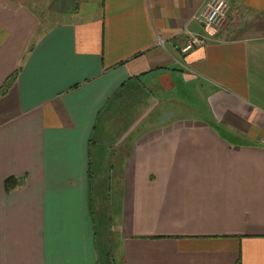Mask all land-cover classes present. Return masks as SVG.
I'll list each match as a JSON object with an SVG mask.
<instances>
[{"label":"crops","instance_id":"0c3cea01","mask_svg":"<svg viewBox=\"0 0 264 264\" xmlns=\"http://www.w3.org/2000/svg\"><path fill=\"white\" fill-rule=\"evenodd\" d=\"M205 2L0 0V264H99L97 173L124 264H264V0Z\"/></svg>","mask_w":264,"mask_h":264},{"label":"rangeland","instance_id":"374dc122","mask_svg":"<svg viewBox=\"0 0 264 264\" xmlns=\"http://www.w3.org/2000/svg\"><path fill=\"white\" fill-rule=\"evenodd\" d=\"M43 4H46V2L43 3ZM147 106H149V104H147ZM146 107H145V109H146ZM136 116H135V118H136ZM138 118H139V116L137 117V119ZM137 119H136V121H137ZM112 128H114V127L112 126ZM139 129H140V127H139ZM124 130H125V128H124ZM104 145L107 148H111V150L108 153L107 162H110V163L114 164L116 162L115 158L118 157V154L120 152H117V154L115 152H113L112 149L115 148V145H113V144L104 143ZM121 146H118L117 148L120 149ZM111 157H113L114 159L112 160ZM104 171H109V172L112 171V172H114L115 169H113V170L110 169L109 170V167H107V168L104 169ZM111 176H112V178H111ZM104 177L107 178L106 179L108 181L107 185L108 186L110 185V192H106V194L109 193V201H107V199H105V198H107L106 194H105V197H104V194H103L105 192V185H104L103 181L97 182L96 186H95V195H97V197L96 198L94 197V201L91 204V209L94 211L97 219H100V216L98 215V213H99L98 209L99 208L97 207L98 202H100V204H101L100 207L103 208V211H105L107 209L109 211V209H110V212L114 213V211H115V206L114 205L116 204L115 203V194L118 193V191H116L117 188H118L117 184L121 182L120 178L118 179V177H119L118 174H109V178H108V175H104V174H100V173H97L96 176H95L96 180L98 178L103 179ZM109 182H110V184H109ZM98 184H99V186H98ZM100 186H102V188L104 189V192H99L98 191V187H100ZM108 202H109V204H108ZM96 212H97V214H96ZM112 220H113V223L110 224V228H109V222H104L102 220L99 221V223L101 224L100 225L101 228H99V234H98V239L96 241V246H97V249H98L100 244H102L103 251L100 252V256L106 257L105 254L108 251L109 252V259H110V262H107V259L104 258V259L100 260L99 264H124L118 258L119 255H117L118 254L117 239L119 237V235H118L119 229L117 227H114V224H115V221H116L115 217L112 216ZM111 226L113 227V229L111 228Z\"/></svg>","mask_w":264,"mask_h":264},{"label":"built area","instance_id":"2783aa9c","mask_svg":"<svg viewBox=\"0 0 264 264\" xmlns=\"http://www.w3.org/2000/svg\"><path fill=\"white\" fill-rule=\"evenodd\" d=\"M229 9L228 0H206L205 9L201 14V23L206 35H215L217 26L224 19ZM204 42L205 38L203 36L189 34L186 36L185 42L179 47V51L186 53Z\"/></svg>","mask_w":264,"mask_h":264},{"label":"trees","instance_id":"16d2710c","mask_svg":"<svg viewBox=\"0 0 264 264\" xmlns=\"http://www.w3.org/2000/svg\"><path fill=\"white\" fill-rule=\"evenodd\" d=\"M14 76H12L11 78L7 79V81L5 82V84L0 88V92H4L7 87H8V84L9 82L13 79ZM18 183V180L11 176V177H7L5 180H4V186H5V189L6 190H9L13 187H15ZM98 215L100 216V219H97V224H96V241L98 239V234H99V228H101V224L99 223L100 220L104 221V222H109V220L106 219V214L101 212V213H98ZM100 226V227H99ZM99 254L100 252L103 251V248H102V244H100L99 248L97 249ZM106 257L102 256V258H106L107 259V262H110V259H109V252L107 251L106 254H105Z\"/></svg>","mask_w":264,"mask_h":264}]
</instances>
